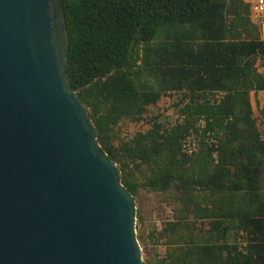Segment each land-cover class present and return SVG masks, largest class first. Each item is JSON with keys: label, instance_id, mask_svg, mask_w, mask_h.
Instances as JSON below:
<instances>
[{"label": "trees", "instance_id": "obj_1", "mask_svg": "<svg viewBox=\"0 0 264 264\" xmlns=\"http://www.w3.org/2000/svg\"><path fill=\"white\" fill-rule=\"evenodd\" d=\"M59 1L68 81L103 152L135 203L146 190L178 206L148 237L165 254L145 264H264V128L253 103L264 44L250 5Z\"/></svg>", "mask_w": 264, "mask_h": 264}, {"label": "water", "instance_id": "obj_2", "mask_svg": "<svg viewBox=\"0 0 264 264\" xmlns=\"http://www.w3.org/2000/svg\"><path fill=\"white\" fill-rule=\"evenodd\" d=\"M66 53L59 0H0V264H145Z\"/></svg>", "mask_w": 264, "mask_h": 264}, {"label": "rangeland", "instance_id": "obj_3", "mask_svg": "<svg viewBox=\"0 0 264 264\" xmlns=\"http://www.w3.org/2000/svg\"><path fill=\"white\" fill-rule=\"evenodd\" d=\"M168 102V103H167ZM164 108H167V116L173 121L174 109L171 106V102L167 101ZM137 217V236L142 235L139 243L142 248L143 258L156 259L157 255L163 256L166 249L163 246H155L148 239L153 227L161 228L162 222L166 221L170 217L172 218L176 206L172 196H164L162 194L151 193L146 190H140L136 198ZM158 247L157 249H155Z\"/></svg>", "mask_w": 264, "mask_h": 264}, {"label": "built area", "instance_id": "obj_4", "mask_svg": "<svg viewBox=\"0 0 264 264\" xmlns=\"http://www.w3.org/2000/svg\"><path fill=\"white\" fill-rule=\"evenodd\" d=\"M244 2L250 5L252 21L259 28L261 41L264 44V0H244Z\"/></svg>", "mask_w": 264, "mask_h": 264}, {"label": "crops", "instance_id": "obj_5", "mask_svg": "<svg viewBox=\"0 0 264 264\" xmlns=\"http://www.w3.org/2000/svg\"><path fill=\"white\" fill-rule=\"evenodd\" d=\"M253 103H254V110L257 116L260 119V122L263 123L264 128V91L259 92L257 94H253Z\"/></svg>", "mask_w": 264, "mask_h": 264}]
</instances>
